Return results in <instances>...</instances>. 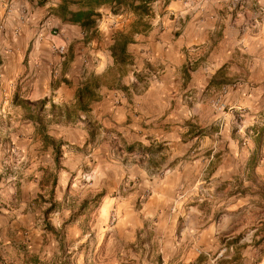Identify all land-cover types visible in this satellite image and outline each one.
I'll list each match as a JSON object with an SVG mask.
<instances>
[{
  "label": "crops",
  "instance_id": "crops-1",
  "mask_svg": "<svg viewBox=\"0 0 264 264\" xmlns=\"http://www.w3.org/2000/svg\"><path fill=\"white\" fill-rule=\"evenodd\" d=\"M220 3L168 0L159 17L162 29L137 31L126 46L137 62L130 81L119 89L101 85L97 101L95 96L89 101L87 109L110 134L107 148L97 152L116 153L121 167L117 184L132 183L129 202L146 190L149 199L174 201L190 181L197 195L204 184L197 177L207 168L206 189L213 193L216 176L221 183L247 160L264 161L263 145L253 143L260 131L264 141V18L246 34L243 16L231 21L217 15ZM112 5L104 4L99 12ZM189 7L197 9L192 17L185 15ZM79 9L78 0H0V264H97L87 255L90 242L83 238L80 217L87 211H71L65 191L67 175L82 162L71 152L86 143L87 133L58 124L49 131L42 128L31 104L47 97L66 117V107L78 109L75 93L83 83L78 85L82 71L77 61L82 58L88 66L90 55L79 47L67 52L60 65L49 45L83 38L87 30L66 21ZM52 24L59 26L58 38L51 36ZM111 24L118 26L114 20ZM111 37H106L108 50L96 53L99 74L114 64ZM228 70L240 73L242 83L226 96L227 110L217 114L207 105L205 88L216 73L230 76ZM22 106L30 108L29 115ZM60 148L66 160L55 174L48 152ZM39 149L45 158H27ZM48 169L54 171L50 180ZM119 201L111 191L103 196L99 219L112 208L120 210L124 205ZM93 215L97 230V209Z\"/></svg>",
  "mask_w": 264,
  "mask_h": 264
},
{
  "label": "rangeland",
  "instance_id": "rangeland-1",
  "mask_svg": "<svg viewBox=\"0 0 264 264\" xmlns=\"http://www.w3.org/2000/svg\"><path fill=\"white\" fill-rule=\"evenodd\" d=\"M167 1L152 2L150 12L143 20H137L131 9L125 6L117 13H112L111 10L102 11L95 24L85 31L82 39L75 36L68 42L55 41L49 45V49L51 50L52 45H63L66 47L65 54L71 50L76 52L79 47L81 51L86 50L84 54L90 55L88 66H85L82 58L77 61V68L82 71L78 85L91 76H98L101 85L119 89L118 86H124L133 76L134 64L137 63L133 60L135 56L127 55L129 60L126 64L114 63L99 74L97 51L108 50L106 37L115 33L114 27H117L116 32L128 33L131 37L134 34L131 30L162 29L159 17L163 14V5ZM195 10L197 9L189 7L185 15L192 17ZM215 11L218 16L230 17L231 21H238L243 16L246 20V34L258 27L257 22L262 23L264 18V4L258 0H221ZM113 20L118 26L111 24ZM49 29L51 36L58 38L59 26L52 24ZM220 38L221 35L214 37L217 40ZM211 41L214 40L211 38ZM65 54L57 56L58 64L61 65L65 60ZM228 71L230 76L225 75V72L216 73L212 83L205 88L207 105L217 114L227 110L226 96L242 83L239 79L240 73ZM68 79L66 82L72 84ZM223 87L229 88L224 95L221 92ZM94 98L97 101V90ZM216 99H219V106L214 105ZM20 100L24 102V99ZM40 101L31 104L32 113L36 115L42 128L49 131L58 124L87 133L86 143L76 146L71 152L75 158L82 156V162L79 168L67 175L68 187L66 186L65 191L70 194L68 206L71 211L82 208L87 211L80 217L84 220L86 230L83 238L90 242L89 248L86 249L87 255L96 258L97 264H264V161L247 160L237 169L234 168L235 173L228 175L221 183V176H216L215 184L218 186L213 193H207L206 189L205 181L211 175V169L207 168L197 177L198 182L204 181V186L198 184L197 195L194 192L195 182L190 181L191 183L182 186V193L174 201L149 199V192L146 190L136 200L129 202L127 196L132 183L123 181L117 184L121 167L116 153L112 154L106 150L97 152V148H107L110 134L97 122L91 109L83 111L71 105L66 107L70 113L66 117L63 116V109L48 102L47 97L43 100L44 103ZM21 111L29 115L30 108L22 106ZM81 115H85L84 118ZM258 135L259 138L256 137L253 143L262 144L264 148L261 131ZM53 139L57 142L59 138ZM39 150L32 155L27 153V158L43 156L45 151ZM48 153L50 161L54 163L52 170L55 168L57 174L62 162L66 160L63 150L60 148L57 153ZM261 155L259 152L258 158H261ZM27 169L28 166L21 170L24 173ZM53 172L48 169V180ZM46 190L47 193L51 191L49 187ZM110 191L112 196H120L122 202L119 201V204L124 206L120 210L112 208L108 216L100 220L99 208L103 196ZM95 209L97 230H94L93 224Z\"/></svg>",
  "mask_w": 264,
  "mask_h": 264
},
{
  "label": "trees",
  "instance_id": "trees-1",
  "mask_svg": "<svg viewBox=\"0 0 264 264\" xmlns=\"http://www.w3.org/2000/svg\"><path fill=\"white\" fill-rule=\"evenodd\" d=\"M64 1V0H63ZM155 0H78L80 9L70 13L66 19L67 22L80 24L86 30L90 29L96 22V18L100 16L99 9L104 4H113L111 7L112 13H117L123 7H129L135 16L139 19L150 12V5ZM62 14H65L64 5L59 8ZM132 33L137 30H131ZM111 39L113 43L110 46L111 56L117 65L126 64L129 60L126 52V44L132 42L131 34L123 32H115ZM99 77L91 76L76 90L75 105L79 110H87L89 101L95 96L96 90L101 86ZM44 103V101H40ZM56 153L58 149L55 150ZM57 162V161H56ZM58 168V167H57ZM55 182H53L54 186Z\"/></svg>",
  "mask_w": 264,
  "mask_h": 264
},
{
  "label": "built area",
  "instance_id": "built-area-1",
  "mask_svg": "<svg viewBox=\"0 0 264 264\" xmlns=\"http://www.w3.org/2000/svg\"><path fill=\"white\" fill-rule=\"evenodd\" d=\"M51 50L53 51V53H55L57 56H63L66 52V47L61 45V46H55V45H52L51 46ZM229 90L228 87H223L221 92H222V95H224L227 91ZM214 105L215 106H219V99H216L214 101Z\"/></svg>",
  "mask_w": 264,
  "mask_h": 264
}]
</instances>
